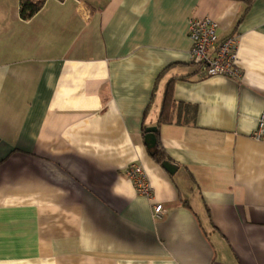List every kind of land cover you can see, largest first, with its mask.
I'll list each match as a JSON object with an SVG mask.
<instances>
[{
    "label": "crops",
    "instance_id": "0c3cea01",
    "mask_svg": "<svg viewBox=\"0 0 264 264\" xmlns=\"http://www.w3.org/2000/svg\"><path fill=\"white\" fill-rule=\"evenodd\" d=\"M193 17L239 39L240 78H202ZM263 113L264 0H47L27 21L0 0V264H264Z\"/></svg>",
    "mask_w": 264,
    "mask_h": 264
},
{
    "label": "built area",
    "instance_id": "2783aa9c",
    "mask_svg": "<svg viewBox=\"0 0 264 264\" xmlns=\"http://www.w3.org/2000/svg\"><path fill=\"white\" fill-rule=\"evenodd\" d=\"M217 24L210 18L193 17L189 22V35L192 40L191 58L193 64L202 70V78L227 76L240 78L238 67L239 39L229 37L218 40ZM256 140H264V113L259 120L258 130L254 134ZM126 175L133 182L139 195L148 199L153 197V188L148 181L145 169L138 163L126 168ZM154 217L160 219L164 215L162 204L153 207Z\"/></svg>",
    "mask_w": 264,
    "mask_h": 264
},
{
    "label": "trees",
    "instance_id": "16d2710c",
    "mask_svg": "<svg viewBox=\"0 0 264 264\" xmlns=\"http://www.w3.org/2000/svg\"><path fill=\"white\" fill-rule=\"evenodd\" d=\"M46 1L47 0H20L21 18L25 21L32 19L37 13H39L43 9ZM174 106L175 103L173 99V85L169 83L164 96L162 114L159 120L160 124L169 122L171 111L173 110ZM152 158L156 163L160 165H162V163L166 160L170 161V159L167 158L165 153L162 151V146L160 142H158L157 148L155 149V153Z\"/></svg>",
    "mask_w": 264,
    "mask_h": 264
},
{
    "label": "water",
    "instance_id": "95a60500",
    "mask_svg": "<svg viewBox=\"0 0 264 264\" xmlns=\"http://www.w3.org/2000/svg\"><path fill=\"white\" fill-rule=\"evenodd\" d=\"M158 127H148L145 129L144 141L147 148L151 151V155L153 156L155 153V149L158 145ZM162 167L171 175H173L177 171V166L170 161L166 160L162 163Z\"/></svg>",
    "mask_w": 264,
    "mask_h": 264
}]
</instances>
